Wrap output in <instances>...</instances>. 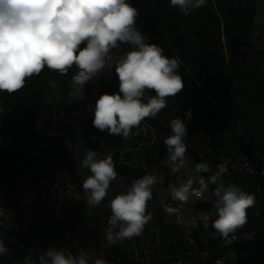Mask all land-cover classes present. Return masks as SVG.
<instances>
[{
	"label": "trees",
	"instance_id": "obj_1",
	"mask_svg": "<svg viewBox=\"0 0 264 264\" xmlns=\"http://www.w3.org/2000/svg\"><path fill=\"white\" fill-rule=\"evenodd\" d=\"M129 2L139 13L136 27L149 38V42L159 44L166 56L178 57L182 62L179 74L184 88L175 96L166 98L167 106L156 118H146L133 129L134 135L128 141L93 127V112L89 108V105L95 106L102 94L118 92L115 65L131 50L127 44L114 49L113 59L108 62L110 65L104 74L85 86L86 99L83 101L72 100L68 95V82L76 71L75 65L67 75L45 67L39 75L28 78L20 90L0 92V136L22 135L24 138L22 145L15 143L11 148L0 150V200L14 201L18 193L37 188L49 156L66 167L76 179L83 180L91 175L81 163L78 168L67 157L68 143L72 148H77L79 143L82 157L87 149H91L99 152L101 159L107 156L113 159L117 177L110 183L105 200L91 207L94 214L102 213L109 218L111 199L128 190L120 187L122 182L132 183L143 177L146 169L151 171L158 166L166 169L163 163L169 160L164 139L172 134L169 122L178 117L184 120L185 113L190 110L192 122H185L189 135L205 133L209 143L198 151L188 149L186 154L192 158L193 168L205 161L211 168L205 173L193 171L192 178L203 177L207 183L212 174L222 170L225 184H236L255 196L254 206L247 209V223L244 225L247 230H254L253 240L226 246L223 238L213 237L215 230L211 222L216 219L213 214L209 227L206 228L201 221L196 231L198 236L205 233L208 241V246L202 249L208 254L199 264H213L226 250L238 252L239 264H264V176L247 172L241 159L242 155H247L264 165V30L255 45L250 41L257 24V0H206L203 7L188 16L178 7L171 6L170 0ZM51 82L58 84V90L51 86ZM151 95H155L154 90L146 92V97ZM54 109L67 114L83 111L84 116L75 126L63 127L64 134L58 136L50 129L49 115ZM121 156L127 158L126 163H119ZM194 183L199 187L198 181ZM170 184L173 182L166 178L162 190H168ZM215 187V184H209L204 200L194 205L195 213H214ZM79 192L82 198L71 202L68 207L67 224L68 221L73 223L77 214L80 222L86 221L85 192L81 189ZM146 214L152 218L143 232L156 229L161 244L160 248L151 250L150 262L170 264L184 250V234L177 226L168 223L156 192L152 191ZM0 236L5 245L24 244L28 247L27 251L15 255L13 261H23L27 255L36 259L38 254L56 245L55 228L41 221L33 223L28 238L9 228L0 229ZM142 243L144 240L139 239L137 248L139 246L138 249L144 252L146 248ZM131 250L135 252V243H132Z\"/></svg>",
	"mask_w": 264,
	"mask_h": 264
},
{
	"label": "clouds",
	"instance_id": "obj_2",
	"mask_svg": "<svg viewBox=\"0 0 264 264\" xmlns=\"http://www.w3.org/2000/svg\"><path fill=\"white\" fill-rule=\"evenodd\" d=\"M206 0H170L185 16L205 5ZM139 13L129 0H0V92L13 93L24 87L25 81L39 75L47 67L61 75H67L75 65L76 71L68 82V95L72 100L86 99L85 86L104 74L112 52L122 44L130 51L115 65L119 80L118 92L102 94L93 112V127L109 135L129 139L146 118H156L166 108L168 97L175 96L184 88L179 74L181 61L169 57L157 43L136 27ZM83 45V47H82ZM154 90L155 95L146 92ZM146 97V98H145ZM190 118V110H189ZM171 135L164 139L171 172L175 174L186 162L187 124L180 117L169 122ZM100 153L86 150L82 167L91 175L82 183L89 207H96L108 195L110 183L117 172L111 156L99 158ZM195 173L210 172L205 161L197 163ZM198 181L199 188H194ZM157 183L155 174H146L135 179L124 193L116 195L108 204L111 215L107 220L105 240L108 245H117L125 239L142 234L151 220L146 214L147 202L152 199V186ZM215 184L213 190L214 213L203 214L204 226L211 222L213 237L229 239L237 229L247 223V209L254 206L255 196L236 184H225L222 170L212 174L206 183L203 177H193L180 183L170 184L173 201L187 203L191 196L201 197ZM173 213L174 208H167ZM11 226V213L0 206V229ZM10 256L4 239L0 236V257ZM229 256L234 261L235 253ZM11 264H109L104 258H94L80 249L74 256L67 249L49 248L31 255L23 261ZM217 264H223L218 260Z\"/></svg>",
	"mask_w": 264,
	"mask_h": 264
},
{
	"label": "built area",
	"instance_id": "obj_3",
	"mask_svg": "<svg viewBox=\"0 0 264 264\" xmlns=\"http://www.w3.org/2000/svg\"><path fill=\"white\" fill-rule=\"evenodd\" d=\"M51 86L57 90L59 88L56 82H51ZM188 113H185L184 121L191 123L192 114L189 118ZM83 116V111L67 114L57 109L52 110L49 115L52 124L50 125L52 134L62 136L64 134L62 131L63 127L71 128V126H75L77 120ZM202 136L207 137V142L209 143V138L205 133L190 136L187 131V150H197L195 146ZM23 139L22 135H15L14 137L2 135L0 136V150L11 148L15 143L22 145ZM241 159L247 172L255 176L259 174L264 176V165L259 160L247 155H242ZM126 162L127 158L121 156L119 163ZM163 165L166 167L165 170L158 166L151 171L146 169L144 174H155L157 176L156 184L159 185L161 191H156L153 187L152 191L156 192L158 203L161 210L165 213L168 223L177 226L185 237L184 250L170 264H199V261L205 260L208 254L202 250L208 246V241L205 233L200 236L196 234L199 223H201L199 219L201 213H195L194 205L204 200L205 192L201 197L191 196L187 203L181 204L178 201H173L170 190H162L163 183L166 178H170L173 185L179 186L180 183L192 178L193 160L186 154L185 164L175 174L171 172L172 165L170 161L166 164L163 163ZM224 166H227V164ZM83 180L76 179L66 167L58 163L52 156H49L46 167L41 171L37 188L18 193L14 201L0 200V206L11 213V226L8 228L14 233L28 238L30 237L33 223L41 221L44 225L55 228L57 250L67 249L75 256L80 249H84L92 254L94 258L106 259L109 264H151V250L161 247L159 232L156 229H150L143 232L140 236L132 238L135 243L134 259L126 261L121 254L115 253V245H108L105 240L108 217L101 216L95 223L87 221L86 226L79 233L68 226L66 213L78 190H83ZM131 185L132 183L124 184L122 182L120 187L128 189ZM193 187L199 188L195 183ZM169 207L176 209V211L170 213L167 211ZM189 215H195L196 217H189ZM253 236V229L248 228L247 230L242 226L229 239H223V243L229 246L248 242L253 240ZM139 239L144 240L143 245L146 248L144 252L137 248ZM6 247L10 256L0 257V264H11L15 255L27 251L28 248L24 244L18 246L9 244ZM230 253L236 254L234 261L229 256ZM218 260H222L223 264H239V254L233 250H226L220 257L215 259L213 264H217Z\"/></svg>",
	"mask_w": 264,
	"mask_h": 264
},
{
	"label": "rangeland",
	"instance_id": "obj_4",
	"mask_svg": "<svg viewBox=\"0 0 264 264\" xmlns=\"http://www.w3.org/2000/svg\"><path fill=\"white\" fill-rule=\"evenodd\" d=\"M257 3H258V16H257V20H256V29L252 32V35H251V43L252 45H255L258 41V39L261 37L262 33H263V30H264V0H257ZM60 105L61 102H59ZM0 112H1V108H0ZM1 133V132H0ZM208 145H207V137H204L202 136L195 148L197 150H201V149H204L206 148ZM68 148L70 149L68 152H67V157L70 161H74L76 163V166L78 168H80V166L78 165L79 163L82 164V160L83 158L81 159V155H79V147L75 148L73 147L72 149L70 148V146H68ZM79 155V156H78ZM166 163H168V161H166ZM165 163V164H166ZM78 195L80 196H77L82 198V195L79 193H77ZM85 197H86V194H85ZM85 206H86V216H85V220L86 221H89L90 223H95L101 216H103L102 213L100 214H94V212L92 211L91 207L88 206L87 204V201H86V198H85ZM72 217V215L70 216ZM74 217H76V219L74 220L73 219V223H71L70 221H68V224L70 226H72L76 232H80V230L86 226V221L85 223L83 222H80V218L77 215H75ZM73 217V218H74ZM99 217V218H98ZM189 217H196L195 215H189ZM72 224V225H71ZM132 243L134 244V241L133 239H125L123 241H120L118 242L117 245H115V253L116 254H121L123 255V257L127 260V261H132L134 259V253H132V250H131V246H132ZM143 244V243H142ZM51 248H56V245H51ZM139 248V246H138Z\"/></svg>",
	"mask_w": 264,
	"mask_h": 264
},
{
	"label": "crops",
	"instance_id": "obj_5",
	"mask_svg": "<svg viewBox=\"0 0 264 264\" xmlns=\"http://www.w3.org/2000/svg\"><path fill=\"white\" fill-rule=\"evenodd\" d=\"M131 138H132V136L129 138V139H125V140H131ZM208 143V142H207ZM80 144L78 143L77 145H76V147H78ZM68 146H70V148H72V146H71V144H69L68 143ZM79 155H81L80 154V152L78 153ZM78 155V156H79ZM82 157V156H81ZM82 158H84V157H82ZM79 174H81V175H85L86 174V172H78ZM154 189H156V191H161L160 190V187H159V185L158 184H155V185H153L152 186ZM77 196H80V195H78V194H76L74 197H73V200H72V202H77V201H79L81 198L80 197H78L77 198ZM202 216H203V214L201 213L200 215H199V219L201 220V221H203V219H202Z\"/></svg>",
	"mask_w": 264,
	"mask_h": 264
}]
</instances>
